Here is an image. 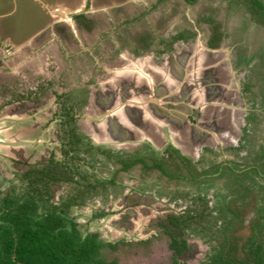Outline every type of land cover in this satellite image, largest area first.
<instances>
[{"label":"rangeland","instance_id":"374dc122","mask_svg":"<svg viewBox=\"0 0 264 264\" xmlns=\"http://www.w3.org/2000/svg\"><path fill=\"white\" fill-rule=\"evenodd\" d=\"M259 1L264 4V0ZM187 3L188 5L184 0H0L1 101L2 103H8V99L11 98L15 103H26V107H28L23 116L26 118V121L17 122L21 123V125L13 122L0 121V127L10 126L12 140L17 139L16 135L20 126L24 130L27 129V133L32 135L29 141L33 142L34 144L32 145L34 146L38 141V135L35 137L34 131L36 129L39 132V129L35 128L36 124L43 120L42 123H45L49 119H52V123L46 130H49V133L51 131L54 133L45 138L43 136L44 139L40 140V142H50L51 139H54L56 141V147L59 149L61 139L59 138V134H56V131L61 126H57L58 117L56 115L60 109L58 102L55 101V92L58 93L59 89L57 87L59 88L62 85L61 78L65 75L64 72H66V69H69V65L76 68V71L80 70L77 68L86 67L93 72L90 76L96 75L94 81L97 84V90L92 94L94 102L99 100L96 97L98 92H102V90L109 91L108 87L112 85V83H109L112 80L111 76L116 74L124 75L126 72V75H129L128 84L118 83L119 86H122L121 90L123 87L132 86V88L123 90L124 103L128 104L126 103L127 100L130 98V100L134 99L136 95L142 96L140 92H146L147 95L142 93L146 99L150 96V90L153 89L141 83H135L136 86L133 85L132 80H134V77H137L135 76L136 74L134 75L135 72L133 70L139 69L143 71L145 69H151V67H162L166 59L168 60L171 57H175L176 61H180L181 54H186L185 51L189 49V44H195L197 49L203 46L202 51L198 49L200 52H204V49L210 51L206 47L205 41L211 24H206L202 20L203 17L211 16L215 18V23H217L218 17H221L223 14L227 15L228 18L234 16L233 21L238 20V22H244L243 27L246 28L243 31L246 32L249 29L264 44V26L255 24L258 18L264 23V15L261 16L260 13L253 12L252 8H250L251 6H247L244 0H190ZM190 23L191 26L197 29L196 36L193 39L186 43L183 41L175 43V49L164 53L160 56L161 58H157L158 55L152 51L154 47L152 49L149 48L145 54L135 56V50H143L146 44L158 41L164 36L169 35V32L174 31L176 26H190ZM252 28H255L256 31ZM237 33L239 32H236V30L233 33L230 32V36L237 39L239 37ZM248 35L247 32L246 36ZM70 36H73L74 42ZM232 37H229L228 42L234 44ZM197 49L193 51V56L197 57V54L199 55L200 52ZM226 50H228L227 47L216 49L217 53L221 55L226 67H232L233 62L235 67H240L244 61L248 60V57L246 58L245 55L236 56L237 51L232 53L230 51L233 50ZM190 51L191 49L188 50V52ZM213 51H211V56L214 55L212 54ZM239 52L242 53V51ZM260 54L262 61L258 56L255 57V60L254 57L249 59L250 66L248 71L246 70L244 72L242 70L243 68L239 71L232 69L235 71V78L228 85V92L226 91L228 97H226V102H223L230 108L231 106L239 108V110L227 111L230 114L232 113L237 123L243 115L245 105L258 111L262 109L263 120L261 123V132L264 135V101H262L260 95H256V92H258L256 89H252L251 93L242 91V83L248 82V79L256 78L258 74H264V50ZM229 61L231 65H228ZM260 63H262V69H258V67L260 68ZM99 66L103 69H98ZM123 68L129 71L125 70L126 72L124 71V74H122ZM61 73L64 74L60 76ZM87 74L85 73L84 75ZM146 74L152 78L149 72ZM226 74L230 77L229 70ZM76 77L78 78L79 76ZM88 78L90 77L88 76L84 80ZM89 81L91 80L89 79ZM260 85L264 86L263 83ZM171 102L174 101L171 100ZM183 103L186 104L185 101ZM133 106V103L129 104L126 109L132 111L134 110ZM96 107L95 103L93 108L95 109ZM98 107L100 106L98 105ZM98 107L95 113H93V110L92 112L89 110V112L87 111V113L83 114L86 117V121L81 119L78 121L79 130L83 134H90L97 142H104L105 144H102V146L110 148L113 151H135L140 155L145 151L143 147L145 145L144 143L155 147V139H153L155 141L153 144L146 139H141L143 143L139 145L137 143L134 146L122 143L118 139L114 141L117 135L116 133L121 134V132L117 131L118 125L115 123L113 124L114 130L111 131L113 138L107 136V139L104 137L103 131L108 130L106 119L109 118L110 111L107 110L106 113H102ZM167 107L168 109H172L170 104ZM222 110V108L219 109L218 113L214 117L212 116L213 118L204 116L203 120L200 119L197 121L206 130L204 131L206 135L195 143L197 146L194 144L192 152H187L189 149L186 151L182 147L178 148V146H183V144L180 145L178 144L180 143L179 141L177 142L174 138L171 139V131L166 126H164L162 133L164 143L161 148L165 149L171 146L182 155L191 159L196 158V160L203 154L202 161L198 167L199 171L213 173V170L225 161L226 158L222 157L219 159L217 157H211L208 152L202 153V149L205 147L218 149L217 144H219V147H222L221 149L234 146L232 142L238 137V135L235 136L236 133L232 134L230 130L229 122L226 120L228 118L227 112L220 115ZM111 113L113 119L117 113L114 111ZM0 114V118L5 117L3 112ZM192 115L196 119V114L192 112ZM231 123H233V119ZM213 128L215 131H213ZM122 129L128 132L127 129ZM104 138L106 141L101 140ZM39 146H41V143ZM47 146L49 149L53 147L51 143L47 144ZM38 149L39 152L42 150L40 147ZM36 157L37 159L39 158L38 155ZM41 159L35 160V158L30 157V160L22 165L31 167L29 166L31 160L33 161L32 163L44 161ZM244 162V159L242 163L240 160L237 168L244 164ZM12 163L14 164V162ZM36 166H40V163ZM132 175L137 177V171H134ZM104 176L109 177V174L104 173ZM155 176L156 173H153L150 176V180L152 181ZM221 176L218 181H203L199 186L193 187L190 191L201 190L209 197H212L217 189L225 190L221 193L219 191L215 195V198L217 197L215 203H217L223 197L224 199H230L232 195H235L234 193L237 190V193H240V189L247 184V179L245 178L236 180L240 183L241 187L231 190L229 188L228 174L223 168ZM122 180L132 183L133 186H137V182H139L138 180L137 182H131L125 177ZM161 183L159 182L158 185L154 183L152 187H157L158 191H160L163 189L160 186ZM138 185L140 184L138 183ZM250 188L253 189V192L248 189L247 192L246 190L248 197H250L248 203L246 199H238L236 201L240 217L245 218L246 221L244 224L241 223L239 232L235 234L236 236L246 235L248 233L247 222L250 218H256L259 214L258 208L263 206L261 199H264V190ZM125 196H130L131 200L125 202V198H123V200L120 199L112 202L114 203L111 205L112 210H109L114 213L108 219L109 224L112 226L104 225L99 230L107 227L105 229L106 234L104 233L102 236L108 241H116L117 239L123 238L124 241L131 242V244L119 245L115 250L105 249L100 255L108 260L114 259L118 264H173L171 251L167 247L168 240L165 237L156 236L159 230L157 223L160 219H165L168 215L182 211L183 207H176L174 204L166 203V200L160 197L162 194L158 193H155L153 198L155 200L159 199V202L150 201L149 197H141L135 193L125 192L123 197ZM256 200L259 201L255 205ZM249 225L252 224L250 223ZM241 243L242 241L239 244ZM189 246V250L185 253H183L184 250L180 251L179 264H199L205 259L204 253L208 251L207 248L194 247L192 243H189Z\"/></svg>","mask_w":264,"mask_h":264},{"label":"flooded vegetation","instance_id":"af4514ba","mask_svg":"<svg viewBox=\"0 0 264 264\" xmlns=\"http://www.w3.org/2000/svg\"><path fill=\"white\" fill-rule=\"evenodd\" d=\"M184 1L187 5V2H190V0ZM246 3L247 6H251L250 8H252L250 2ZM233 18L234 16L228 18L227 15L223 14L221 17H218L217 23H215V18L211 16L202 18L206 24H211L205 41L206 47L211 51L227 47L228 50L226 51H230V49L233 50L230 51L232 53L237 51L236 56L245 55L246 58L250 56V58L254 57V60L258 56L262 61L260 53L264 50V44H262L260 38L255 33L250 32L249 29L246 32L243 31L246 28L243 27L244 22L233 21ZM256 20L258 22L255 23L256 25L264 26L261 19L258 18ZM174 29V31L169 32V35L164 36L162 39H156L158 41L146 44L145 49L135 50V56L145 54L149 48L152 49L154 47L152 51L158 55L157 58H161L160 56L164 53L175 49V43L181 41L186 43L193 39L197 33V29L191 26V23L190 26L181 27L178 25ZM252 29L256 31L255 28ZM235 30L239 32L237 33L239 36L237 39L230 36V32L233 33ZM247 32L248 36H246ZM229 37L233 38L235 45L228 42ZM70 38L73 40V36H70ZM239 51H242V53ZM228 65H231L230 61ZM261 66L262 63H260V68L258 67V69H262ZM241 67L242 65L235 67L233 62L232 67L225 66V69H241ZM77 69L80 70L76 71V68L69 65V69H66L65 75L61 78L62 85L59 88L57 87L59 89L58 93L55 92V101L58 102L60 109L56 115L58 117L57 126H61L56 131V134H59V138L61 139L59 149H57L54 139L50 138V142H40L46 136H51L54 133L52 131L49 133L50 131L46 130L52 123V119H49L45 123H42L44 120L40 121L35 126V128L39 129V132L36 129L34 131L38 135V141L34 145L35 153L33 158L35 157V160H40L42 157L41 160L44 161L34 163L31 161L29 165L31 167H26V165H22L24 163L15 161L11 165V168L7 170L2 189H0V222L2 224L8 223L9 218L14 214L23 212L20 208L25 206V204H29V206L33 205V209L27 208L26 214L28 216L34 218V220L44 219L49 217V215H52L54 218H62V225L59 229L69 233H77L81 240L86 238L93 239L95 243L100 245L99 256H101L100 254L105 249L115 250L119 245L131 244V242L124 241L123 238L116 241H108L102 236V234H106L105 229L107 227L102 229L103 231L99 230L104 225L112 226L108 222V219L114 213L109 210L111 209V205L114 204L112 202L120 199L123 200V198H125V202H129L131 197H123L125 192L135 193L145 198L149 197L150 201L159 202V199L155 200L153 198L155 193H158L162 194L160 197L164 198L166 203L174 204L176 207H183L182 211L168 215L157 223L159 230L156 236L165 237L168 240L167 247L171 251L173 264H179L180 251L184 250L183 253L188 251L190 248L189 243H192L194 247L207 248L208 251L204 253L205 259L199 263L202 264L207 262L209 257L217 253L221 247H225V243L228 241L232 242V237L234 236L242 237L243 240L241 241L245 243L251 235L264 234V230H262V225L264 226V199H261L263 206L258 208V216L250 218L247 222L248 233L241 236L235 235L239 232L241 223L244 224L246 222L245 218L240 217L236 201L238 199H246L248 203L250 197H248L247 192L248 190L253 192V189L250 187H253L255 190H264V135L261 132L262 109L258 111L257 109L250 108L248 105L243 106V115L238 123L235 121L232 113H229L230 115L226 120L229 122L228 125L232 134L236 133L235 136L238 135V137L232 142L234 146L221 149L222 147H219V144H217L218 149L210 147L202 149V153L208 152L211 157L226 158L225 161L213 170V173L203 172L199 171L198 168L203 154L196 160L195 157H193L195 159H191L182 155L171 146L158 151L147 143H144L143 147L145 151L140 155L135 151H113L110 148L102 146L90 134H83L79 130L78 121L80 119L86 121V117L83 114L87 113V111L89 112V110L90 112L93 110V113H95L98 105L102 113H106L107 110L110 111L109 118L106 119L108 130L103 131L104 135L106 133L110 137L112 136L110 125L115 123L119 125L117 127L122 128L123 124L121 118L115 116L116 114L114 115V120L111 117V112H113L111 110L114 109H110L112 107H108L107 105L114 104L115 102L109 100V103L98 104L93 101L92 94L97 90V84L94 81L96 75L90 76L93 72L86 67ZM98 69L103 68L99 66ZM64 73H61L60 76ZM85 73L88 74L84 75ZM76 76L79 77L77 78ZM88 76L90 77L87 79L88 81L84 80ZM248 80V82L242 83V91L251 93L252 89H256L258 90L256 95H260L262 101H264V86L260 85L261 83L264 84V74H258L256 78ZM1 99L2 97L0 96V113L3 112L4 115L6 110L8 111L9 109L11 111L13 106L18 104L11 100V98L8 99V103H2ZM115 100L116 102H120L119 106H122V110L127 108L128 104L123 103L124 99L117 98ZM129 102L127 101L126 103ZM95 103L97 107L94 109L93 105ZM230 109L232 111L235 109L239 110L238 107L234 106H231ZM192 112L196 114V119L193 117ZM202 115L204 116V110L201 107L193 109L187 120L190 124H196L198 120L203 119ZM232 118L233 123H231ZM2 121L13 122L18 125L21 123L17 122H21L22 120L10 116L9 118L2 119ZM204 131L206 130L204 129ZM204 131L201 133V137L206 135ZM183 135L187 134L183 133ZM178 137L180 139L178 140L179 144L182 145L183 143V146L180 147L186 151L189 149L187 152H192V147L185 145L186 140L184 141V137L181 134ZM17 142L23 141H16L14 143ZM28 142L30 145L34 144L33 142ZM40 143L41 146H39ZM50 143L53 145L51 149L47 146ZM38 147L42 149L40 152ZM243 159L245 160L244 164H240L241 166L237 168V164L240 163V160L242 163ZM39 163L40 166H36ZM222 168L228 174L229 188L231 190L241 187L240 183L236 180L247 179V187L243 186L240 189L243 197L240 193H237L238 190H235V195H232L230 199H224L223 197L215 203L217 199L215 195L219 191L221 193L225 190L217 189L212 197H209L201 190L190 191L193 187L199 186L203 181L212 182L220 180ZM134 171H137V177L132 175ZM104 173L109 174V177H105ZM153 173H156V176L151 181L150 176ZM123 177L131 182H137V180L139 182H137V186H133L128 181V183L124 182L122 180ZM159 182H162L160 186L163 188L160 191H158L157 187H152L154 183L158 185ZM258 201H255V205ZM241 241L238 242V246L242 244H239Z\"/></svg>","mask_w":264,"mask_h":264},{"label":"water","instance_id":"95a60500","mask_svg":"<svg viewBox=\"0 0 264 264\" xmlns=\"http://www.w3.org/2000/svg\"><path fill=\"white\" fill-rule=\"evenodd\" d=\"M196 47L195 44H189L188 50L191 49V51L188 52L186 49V54H181L180 61H176L175 57H173L175 59L172 57L166 59L162 67L156 66L143 70L142 73L145 74L142 77H138L139 69L133 70L134 75L136 74L137 77H134L132 82L145 84L153 90H150V96L146 99L142 94H146V92H140L142 96H135L138 97L139 103L133 106L134 113L129 110V113H124L122 106H119V104L115 108L113 103L108 105L114 109V112H120V114L123 112L121 115L119 114L121 121L124 122L122 128L128 130L127 132L118 127L117 131L121 134L116 133L115 130L117 135L114 141L118 139L125 144L135 145L138 143L139 145L143 143L141 139H146L151 144H153L151 139H155L158 143L160 142L158 146L154 145L156 150L159 151L164 143L162 133L164 126H166L171 131V139L174 138L178 142L180 140L178 135L181 134L184 141L186 140L185 145L193 147L198 140H201V133L204 131V127L200 123L190 124L187 120L193 109L201 107L204 110V116L211 118L221 108H225V110L223 109L224 111L222 110L220 115L231 110L224 102L228 97V85L233 82L235 72L232 69H225L226 65L222 62V57L217 51H213L212 54L214 55L211 56V50L204 49V52H200L199 50L202 51L203 46L198 48L199 50ZM196 49L200 52L199 55L196 53L197 57L193 56V51ZM228 70L230 77L226 74ZM148 72L152 78L146 74ZM111 79L114 81H108L112 83L108 87L109 91L102 90L97 96L103 102L106 98H110V101L115 102V99L119 98L116 97L118 83H125L129 80L128 75L125 74L117 78L113 75ZM226 80L228 81L226 82ZM171 100L174 102H171ZM184 101H186V104L183 103ZM129 104L132 103L129 102ZM168 104L172 106V109H168ZM227 114L229 117L230 114L228 112ZM134 133H137V136ZM183 133L187 135L184 136ZM107 136L110 138L105 133L104 137ZM111 138L113 137L111 136ZM28 144H30L28 141L11 143V147L27 146ZM101 144L105 143L101 142Z\"/></svg>","mask_w":264,"mask_h":264},{"label":"trees","instance_id":"16d2710c","mask_svg":"<svg viewBox=\"0 0 264 264\" xmlns=\"http://www.w3.org/2000/svg\"><path fill=\"white\" fill-rule=\"evenodd\" d=\"M245 1L253 12L264 15V4L244 0L246 5ZM27 208L34 206L25 204L20 208L23 212L11 216L8 223L0 222V264H117L99 256L100 245L93 239L81 240L77 233L59 229L62 218L49 215L34 220L26 214ZM232 238L202 264H264V234L251 235L239 246L243 238Z\"/></svg>","mask_w":264,"mask_h":264},{"label":"crops","instance_id":"0c3cea01","mask_svg":"<svg viewBox=\"0 0 264 264\" xmlns=\"http://www.w3.org/2000/svg\"><path fill=\"white\" fill-rule=\"evenodd\" d=\"M249 59L250 56H248V60H246L241 67V69L243 68L244 72L246 70L248 71L249 69L250 66ZM235 70L239 71L240 69H235ZM26 106H27L26 103H20V104L18 103L16 106H13L11 111H9V109L8 111L6 110L5 117H3L2 119H6L12 116L15 118H20L23 121L25 119V117L23 116L28 108ZM2 119L0 118V121H2ZM0 126H1V122H0ZM10 129L11 128L9 125L0 127V189H2L4 178H6L7 170L11 168V164L13 165L12 162L15 163L16 161V162L25 163L28 160H30V157H33L35 153V147L30 144H28V146L11 147V143H14L16 141H29L32 135H29L27 133V129L24 131L20 127L16 135L17 139L12 140L13 137L10 132Z\"/></svg>","mask_w":264,"mask_h":264},{"label":"bare ground","instance_id":"6f19581e","mask_svg":"<svg viewBox=\"0 0 264 264\" xmlns=\"http://www.w3.org/2000/svg\"><path fill=\"white\" fill-rule=\"evenodd\" d=\"M61 15H62V14H61ZM125 70H128V69H124L123 71H125ZM123 71H122V72H123ZM126 73H127V72H126ZM126 73H125V75H126ZM122 74H124V72H123ZM144 74H145V73H142V71H139V72H138V77H142V75L144 76ZM130 75H131V74H130ZM121 76H122V75H118V74H116V76L114 75L115 78H117V77H121ZM133 76H134V75H133ZM111 77H112V76H111ZM128 77H129V75H128ZM111 82H113V79L111 80ZM221 83H222V82H221ZM125 84H128V82H125ZM136 84H138V82H136ZM133 85H135V83H134ZM104 86H105V85H104ZM107 86H108V84H107ZM102 87H103V86H102ZM121 87H122V86L117 85V88H118V94H117L116 97H119L118 99H120V98L125 99V98H124V94H123V93H124L123 90L128 89V88H132V86L123 87L122 90H121ZM142 87H143V85H142ZM135 88H136V87H135ZM140 89H141V88H140ZM134 90H135V89H134ZM137 91H138V90H137ZM97 92H98V91H97ZM99 94H100V92H98V95H99ZM98 95H97V96H98ZM97 96H96V97H97ZM96 97H95V98H96ZM109 99H110V98H106V99H105V102H108V103H109ZM130 99H131V98H130ZM130 99L127 100V101H130L131 103H133V105H136V104L139 103L138 97H134L135 100H134V99H133V100H130ZM96 102H97L98 104H103V103H104L101 99H99V100L96 101ZM119 103H120L119 101L116 102V100H115V103H114L115 106H114V107H116V105H118ZM123 103H124V102H123ZM96 105H97V104H96ZM107 106H108V105H107ZM189 106L191 107L192 105H189ZM108 107H109V106H108ZM111 109H112V108H111ZM222 109H225V108H222ZM86 111H87V110H86ZM111 111H113V110H111ZM131 112L134 113V110H132ZM116 113H117L116 116L119 118V114H120V112H119V113L116 112ZM122 113H123V112H122ZM122 113H121V114H122ZM124 113H129V112H128V110L125 109V110H124ZM202 116H203V115H202ZM203 117H204V116H203ZM230 119H231V118H230ZM232 119H233V118H232ZM202 120H203V119H202ZM207 120H208V119H207ZM207 120H206V121H207ZM121 122H122V121H121ZM203 122H204V121H203ZM210 122H211V121H210ZM122 124H124V122H122ZM206 127H207V126H206ZM217 127H218V126H217ZM110 128L112 129L111 131L114 130L113 125H110ZM208 128H209V127H208ZM201 129H203V128H201ZM206 129H207V128H206ZM213 129H214V128H213ZM213 131H215V129H214ZM220 131H221V130H220ZM218 132H219V131H218ZM217 135H218V134H217ZM219 135H220V134H219ZM176 137H177V136H176ZM106 138H107V137H106ZM107 139H108V138H107ZM219 139H220V138H219ZM101 140H105V138H104V139H101ZM105 141H106V140H105ZM151 141H152V140H151ZM155 141H156L157 145L160 144V142L158 143L157 140H155ZM155 141L153 140L152 143H155ZM214 141H215V140H214ZM156 143H155V145H156ZM196 143H197V142H196ZM178 144H179V143H178ZM199 144H200V143H199ZM206 144H207V143H206ZM157 145H156V146H157ZM195 145H196V144H195ZM196 146H197V145H196ZM192 148H194V147H192ZM195 148H196V147H195ZM196 149H197V148H196ZM198 149H199V148H198ZM183 151H184V150H183Z\"/></svg>","mask_w":264,"mask_h":264}]
</instances>
